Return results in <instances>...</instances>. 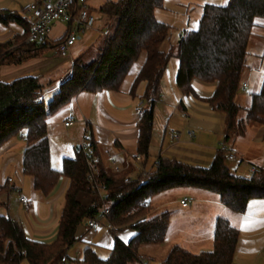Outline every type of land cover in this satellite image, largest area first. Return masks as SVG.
Segmentation results:
<instances>
[{"label":"trees","instance_id":"obj_1","mask_svg":"<svg viewBox=\"0 0 264 264\" xmlns=\"http://www.w3.org/2000/svg\"><path fill=\"white\" fill-rule=\"evenodd\" d=\"M41 1V0H33ZM164 0H116L105 3L100 11L108 19L109 31L96 58L84 64L74 59L70 76L62 82L51 100L45 103V90L39 78L32 75L0 82V146L22 135V172L32 177L36 192L47 197L60 178L68 180L64 204L58 218L56 238L51 243L33 241L21 226L8 216H0V264H57L77 240L78 229L94 218L102 208L98 195L86 181L87 166L81 150L73 158L65 157L61 167L50 165L46 120L80 91H117L131 64L140 52L145 61L136 75L130 95L143 82L139 99L144 100L143 115L137 123L136 152L142 164H148L154 108L161 98L160 80L171 57L179 60L175 82L184 95H194L193 79L214 83L207 103L224 115L225 146L244 135L248 125L264 126V74L260 89L250 95V104L241 108L235 101L247 67L248 43L257 26L264 20V0H227L223 5L205 4L198 28L187 31L166 47L171 27L159 22L156 10ZM72 8H78L73 0ZM18 24L23 31L13 40L0 43V66L20 64L42 56L49 43L44 37L26 42L29 26L19 12L0 9V24ZM62 38V37H61ZM57 43V42H56ZM17 46L14 48V46ZM56 46V44H55ZM92 146L94 142L90 139ZM227 154L217 150L206 167L186 164L176 159L159 157L149 174L124 183L125 172L110 173L100 169L98 180L104 184V203L108 206L107 222L113 230L128 226L135 234L123 242L117 236L106 258H100L91 246H85L77 264H139V248L165 242L169 214H152L151 199L168 190L184 187L215 193L230 211L243 213L251 199H264V169H255L248 177L234 174L226 164ZM239 231L227 219L217 217L212 235V248L191 253L178 245L167 252L162 264H232Z\"/></svg>","mask_w":264,"mask_h":264},{"label":"crops","instance_id":"obj_2","mask_svg":"<svg viewBox=\"0 0 264 264\" xmlns=\"http://www.w3.org/2000/svg\"><path fill=\"white\" fill-rule=\"evenodd\" d=\"M7 1L2 0V3L7 5ZM10 1L17 2V0ZM24 1L25 4H19L18 9H8L10 6H4L0 9L20 12L33 0ZM113 1L116 0H86L87 9L94 16V26L92 30L78 35L76 42L69 50V59L60 57L57 52V55L55 54L57 60L45 57L48 50L56 51V42L69 27L66 23L56 22L52 25L49 35L43 40V42L49 43L44 54L30 58L20 64L0 66V82H9L25 75L36 76L45 85L42 99L48 103L59 85L70 75L69 72L67 73V69L61 67V61L69 60L71 71L72 61L79 57H82L83 60L82 53L87 47H95L97 54L99 53L107 35L105 32L108 33L109 31L110 23L100 8L105 3ZM165 1L172 8L185 7L188 13L192 15L195 3L200 5L202 13L205 4H215L219 0H164L163 8L159 10L167 11ZM222 1V4L216 3L223 5L227 2V0ZM156 14L155 12V17ZM198 15L196 11L190 29L187 31L198 28L201 14L199 18ZM22 31V27L15 23L6 26L0 24V43L13 40L14 36L21 34ZM84 34L86 37L82 45L71 51L73 46L82 39L81 35ZM181 35L183 34L177 32L172 37V41H177ZM168 46L169 44L166 47ZM15 47L17 46L15 45ZM145 58L146 53L140 52L117 91L101 90L94 93L80 91L68 104L46 120L50 165L53 168L59 169L63 158H73L75 152L79 150H76V146H79L81 140L78 143V138L74 137L68 128L80 125L81 139L86 136L94 142L95 151L100 159V169L117 174L125 172L126 175L136 177L135 162L128 161L127 158L137 153L135 148L138 139L137 123L139 119L136 116V110L139 103L144 104V100L139 99L144 83L141 82L136 88L135 98L131 97L130 88ZM178 68L179 60L176 57H171L160 80L161 98L156 102L154 108V123L148 147L149 159L145 167H153V163L159 157L206 167L210 164L216 151L220 150L219 145L223 142L224 115L213 111L207 103L201 101V99L208 98L212 94L215 84L193 79L191 86L194 95H184L175 82ZM249 72H251L250 69ZM258 72L259 75H256L257 73L249 76L242 74V90L247 88L249 83L256 81L254 87L257 92L259 91L264 74L262 65ZM238 93L235 99L236 103L240 99ZM69 114L74 115L75 121L65 127L64 121ZM85 126L88 129L87 133L83 132ZM189 131H193V135H189ZM176 136L177 140L175 139ZM74 144L75 147H73ZM24 147L22 135L12 137L0 146V216H8L17 222L27 238L48 244L56 238L58 218L64 204L63 197L68 180L60 178L54 190L47 197L41 196L33 188L32 177L26 176L22 172ZM52 147L58 154L61 153L62 155L60 161H56L57 163L54 164L56 166L53 165ZM226 147L233 154V159H228V161L238 160L234 166H228L234 174L248 177L254 168L264 169L263 125H248L244 135L237 137L232 144ZM116 168L119 169V172H115ZM61 182L62 187H59ZM162 194L163 192L151 199L152 213L169 203L161 202V198L159 201L154 200ZM20 195H24L28 199L29 207L27 209L19 201ZM183 197L189 199L185 207L180 203ZM177 213L184 214V217L175 220L174 245H178L191 253L210 250L212 248L214 223L217 217H221L227 219L239 231L232 264H264V199H251L243 213H235L226 208L215 193L192 187L176 188L174 189V214ZM134 234L135 232L128 226L112 230L104 221L95 229H87L85 226H81L77 232L76 242L82 243L83 248L91 246L96 254V249L102 248L108 256L116 236L123 242H127ZM146 247L139 248L140 255L144 258L146 256L141 251ZM83 248L79 249L77 257L80 258ZM68 249L65 254L67 257ZM68 259L71 263L72 259L69 257ZM145 261L147 262L148 258ZM21 264L29 263L22 261Z\"/></svg>","mask_w":264,"mask_h":264},{"label":"built area","instance_id":"obj_3","mask_svg":"<svg viewBox=\"0 0 264 264\" xmlns=\"http://www.w3.org/2000/svg\"><path fill=\"white\" fill-rule=\"evenodd\" d=\"M73 0H41L32 1L20 10V16L25 23L29 26V34L26 38V42L34 43L42 37L49 35L51 27L56 22H63L69 25L65 34L60 38L55 46L58 55L62 58L69 57V50L71 46L76 42L78 35L88 32L93 29L94 16L87 9L86 0H77L78 8H72ZM107 32H105V35ZM245 87V84H243ZM143 103H139L136 116L140 119L143 115ZM84 120V119H83ZM75 121L73 114H69L65 121L64 126L68 127ZM85 133L88 132L87 126H85ZM189 135H193V131H189ZM178 139L177 136L175 138ZM220 150L227 154L228 159H233L232 151L229 150L222 142L219 145ZM79 149L85 158L87 166L86 181L88 182L92 191H94L102 202V208L98 215L94 218L87 219L84 222V226L87 229H95L104 221H107L108 206L104 203V197L106 195L104 184L98 180L100 174V159L92 146L90 139L84 136L79 144ZM130 157V158H129ZM128 161L135 162L134 166L137 171L136 177L126 175L123 179L124 183H131L133 180L139 179V183L143 182L146 176L149 174L152 167H145L142 165V157L136 153L130 155ZM155 163V162H154ZM255 168L252 170L254 171ZM115 172H119L116 168ZM10 181V179H9ZM19 201L23 207L27 209L29 207L28 199L24 195L19 196ZM189 199L183 197L180 203L183 207L187 206ZM109 226V224H108ZM145 264L144 261H142ZM57 264H71L66 255L62 256Z\"/></svg>","mask_w":264,"mask_h":264},{"label":"rangeland","instance_id":"obj_4","mask_svg":"<svg viewBox=\"0 0 264 264\" xmlns=\"http://www.w3.org/2000/svg\"><path fill=\"white\" fill-rule=\"evenodd\" d=\"M216 2H219V4H222L221 2H223V1L219 0ZM216 2H215V5H219ZM19 4H25V1L24 0H17V2H13V1L8 0L7 5H6V3H2V0H0V8H3L4 6H10V7H8V9L9 8L18 9ZM183 4H184V2H183ZM197 4L198 3H195V6H194L195 8H194L193 12L195 13L197 11V13L199 14L198 15V18H199L200 14H201V7H200V5H197ZM209 4H214V3H209ZM165 6L168 8L167 11L156 10V13H157L156 17L161 22L170 25L172 28L169 41L166 42V46H167L168 44H174L175 41H172V37L177 32L180 34H184L187 30L190 29V24H191V21L194 17L193 16L194 13L192 15L189 14L188 11L186 10V8L183 6H178V7H174V8L169 7V5L166 1H165ZM90 33L92 34L93 32H90ZM85 37H86V34L81 35L82 39L80 41H78L73 46L71 51H73L78 46L82 45ZM96 49L97 48H95V47H91V48L87 47L86 50L83 51L82 55H83V63L84 64H88L96 58V56H97V50ZM56 52H57V50L55 51L53 49H50L46 53L45 57L57 60L56 55L58 52L57 53ZM61 64H62L61 67L67 69V73L69 72V74H70L71 73L70 61L69 60L61 61ZM261 65L264 68V20L258 19L257 20V26L254 28L253 34H252V36L249 40V43H248L247 67L245 68V70L243 72L244 75L249 76V75H254L256 73H257L256 75H259L258 71L260 70ZM249 69L251 70V72H249ZM241 81H242V78H241ZM247 82L249 83V80ZM255 85H256V81H253V82H251V84L249 83L248 87L245 88L244 90H242L241 88L239 89L238 92H240V93H238V98H240L241 100L239 99V101H237V104L241 108H247L249 106L250 95L257 92L256 91L257 89L254 87ZM80 128H81L80 125H75L73 127L68 128V131H70V133L74 137L78 138L77 139L78 143L81 140ZM83 132H84V130H83ZM63 145H64V143H63ZM73 147H75V144L73 145ZM52 156H53V165H54L58 161H60L62 155H61V153L58 154L55 151V148L52 147ZM237 163H238V160H234V161H228L227 160V162H226V164L228 166H234ZM54 166H56V165H54ZM59 187H62V182H61V186H59ZM41 196H42V194H41ZM160 198H161V200H160L161 202H169V203L165 207L160 208L159 210H156L154 212V214H160L163 212H167L169 214L170 223L168 226L169 230L167 232L168 236L166 237V240L164 243L157 245V246L156 245L155 246H147L145 249H143L141 251L144 253L146 258H148V261L146 262L145 261L146 258L142 257V261H144L145 264H162L161 261L164 259V256H166L165 254H167V252L169 251L171 246L174 245V223H175V220H176V218H183L184 217V214H178V213L174 214V189L163 192V194L160 197L158 196L157 199H154V200L159 201ZM63 199H64V197H63ZM106 223L108 226L107 221H106ZM82 226H84V225H82ZM57 230H58V228H57ZM56 235H57V231H56ZM94 243H95V241H94ZM80 248H83V244L79 243V242H75L67 251L68 257L70 259H75V260H76V258H79V257H77V253L79 252ZM96 252H97V255L100 257L105 258L107 256L106 251H104V249H102V248L96 249ZM72 264H77V262L72 261ZM140 264H143V263L141 262Z\"/></svg>","mask_w":264,"mask_h":264},{"label":"water","instance_id":"obj_5","mask_svg":"<svg viewBox=\"0 0 264 264\" xmlns=\"http://www.w3.org/2000/svg\"><path fill=\"white\" fill-rule=\"evenodd\" d=\"M79 149V146H76V150H78Z\"/></svg>","mask_w":264,"mask_h":264}]
</instances>
